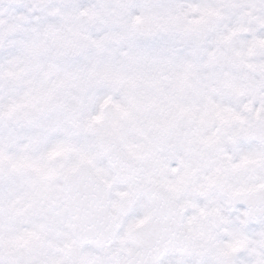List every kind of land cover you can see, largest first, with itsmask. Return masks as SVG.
I'll use <instances>...</instances> for the list:
<instances>
[{
  "label": "snow or ice",
  "instance_id": "snow-or-ice-1",
  "mask_svg": "<svg viewBox=\"0 0 264 264\" xmlns=\"http://www.w3.org/2000/svg\"><path fill=\"white\" fill-rule=\"evenodd\" d=\"M0 264H264V0H0Z\"/></svg>",
  "mask_w": 264,
  "mask_h": 264
}]
</instances>
